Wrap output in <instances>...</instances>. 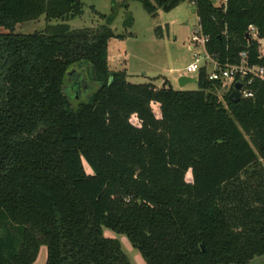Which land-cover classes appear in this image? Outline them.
<instances>
[{
  "label": "trees",
  "instance_id": "1",
  "mask_svg": "<svg viewBox=\"0 0 264 264\" xmlns=\"http://www.w3.org/2000/svg\"><path fill=\"white\" fill-rule=\"evenodd\" d=\"M121 1L152 17L194 3L221 67L242 53L264 66L247 36L254 25L264 40V0ZM83 8L0 0V264H34L43 246L45 264H131L103 228L127 236L147 264H264V83L239 103L232 90L219 99L206 68L196 91L132 84L109 69L110 41L125 38L112 29L117 13L72 30ZM42 17L63 24L15 32ZM83 72L93 91L80 102Z\"/></svg>",
  "mask_w": 264,
  "mask_h": 264
},
{
  "label": "rangeland",
  "instance_id": "2",
  "mask_svg": "<svg viewBox=\"0 0 264 264\" xmlns=\"http://www.w3.org/2000/svg\"><path fill=\"white\" fill-rule=\"evenodd\" d=\"M82 1L83 15L66 22L72 30L100 28L107 23L101 17L102 15L109 16L113 10L117 13L112 29L116 34L124 35L125 38L113 39L109 43V69L111 71L127 70L128 81L132 84L153 83L156 86H162L163 80L167 78L175 90H199V86L195 84L181 89L178 82L180 77L186 75V68L193 62L194 52L204 54L201 46L194 48L191 43L195 32L200 30V20L195 12L194 4L186 1L169 12L160 10L155 17H152L139 2H131L129 10L126 11L120 6L121 0ZM213 3L220 7L226 4V0H214ZM129 17L133 18L131 26L126 24ZM60 24L63 22L48 21L42 17L38 21L18 25L15 32L29 35L43 32L49 26ZM159 27L163 29V37H159L156 33ZM86 72L82 74L86 79L85 93L77 97L80 102L87 101L88 95L93 91ZM228 92V86L221 84V89L216 94L220 100H223ZM153 110L159 118V105L154 104ZM87 171L90 172V168L87 167ZM188 180L191 181L190 175ZM103 233L104 237L120 242L123 253L129 258L131 264H147L127 236L117 234L108 228H103ZM47 255V247H41L34 264H45ZM251 264H263V258H256Z\"/></svg>",
  "mask_w": 264,
  "mask_h": 264
},
{
  "label": "built area",
  "instance_id": "3",
  "mask_svg": "<svg viewBox=\"0 0 264 264\" xmlns=\"http://www.w3.org/2000/svg\"><path fill=\"white\" fill-rule=\"evenodd\" d=\"M247 36L252 41L258 43L261 53L264 54V40L260 37L259 31L254 25L249 26ZM209 41V37L204 35L200 26V30L196 31L193 35L191 43L194 48L201 46L204 49V54L194 52V60L186 68V75L198 78L201 69L206 68L208 70L207 76L209 81L226 85L229 91L233 89L236 82H241L244 84V88L240 92L241 100L253 99L255 97L253 88L255 83H264V66L251 65L248 55L242 53L238 64L221 67L218 64L217 58L210 56L207 52L206 47Z\"/></svg>",
  "mask_w": 264,
  "mask_h": 264
},
{
  "label": "water",
  "instance_id": "4",
  "mask_svg": "<svg viewBox=\"0 0 264 264\" xmlns=\"http://www.w3.org/2000/svg\"><path fill=\"white\" fill-rule=\"evenodd\" d=\"M69 76L73 78L74 83L76 84L78 81L77 71L73 70L69 73ZM179 86L181 89H185L187 86L195 84L198 85L199 81L197 77H191L184 75L179 78ZM244 84L241 82H236L233 86L232 92L229 96V99L232 103H239L241 101L240 92L243 90Z\"/></svg>",
  "mask_w": 264,
  "mask_h": 264
},
{
  "label": "crops",
  "instance_id": "5",
  "mask_svg": "<svg viewBox=\"0 0 264 264\" xmlns=\"http://www.w3.org/2000/svg\"><path fill=\"white\" fill-rule=\"evenodd\" d=\"M126 72H127V70H125ZM127 74H128V72H127ZM166 82H168L171 86H172V84H171V81L169 80V79H165V80H163V82H162V86H164V84L166 83ZM162 86H157V87H162Z\"/></svg>",
  "mask_w": 264,
  "mask_h": 264
},
{
  "label": "flooded vegetation",
  "instance_id": "6",
  "mask_svg": "<svg viewBox=\"0 0 264 264\" xmlns=\"http://www.w3.org/2000/svg\"><path fill=\"white\" fill-rule=\"evenodd\" d=\"M78 85H80L79 82H77L76 84H75V83L73 84L74 87H76V86H78ZM78 88H79V87H78Z\"/></svg>",
  "mask_w": 264,
  "mask_h": 264
}]
</instances>
